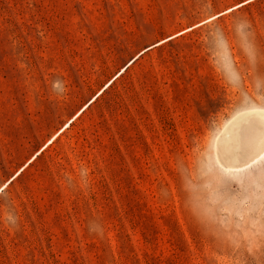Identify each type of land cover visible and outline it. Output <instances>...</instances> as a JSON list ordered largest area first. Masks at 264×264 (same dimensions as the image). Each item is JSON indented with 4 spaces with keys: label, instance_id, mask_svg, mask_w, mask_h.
<instances>
[{
    "label": "rangeland",
    "instance_id": "obj_1",
    "mask_svg": "<svg viewBox=\"0 0 264 264\" xmlns=\"http://www.w3.org/2000/svg\"><path fill=\"white\" fill-rule=\"evenodd\" d=\"M254 108L264 0H0V264H264Z\"/></svg>",
    "mask_w": 264,
    "mask_h": 264
},
{
    "label": "bare ground",
    "instance_id": "obj_2",
    "mask_svg": "<svg viewBox=\"0 0 264 264\" xmlns=\"http://www.w3.org/2000/svg\"><path fill=\"white\" fill-rule=\"evenodd\" d=\"M109 83H107L105 87ZM100 92L101 90L97 94ZM95 97L96 96H94L87 104H89ZM87 104L84 105L75 116H77ZM75 116L66 123L65 127ZM216 151L219 165L225 170L232 171L240 170L243 166L254 161L256 158L263 157L264 109L254 108L245 110L231 118L216 141ZM4 186L5 185H3L1 189Z\"/></svg>",
    "mask_w": 264,
    "mask_h": 264
},
{
    "label": "trees",
    "instance_id": "obj_3",
    "mask_svg": "<svg viewBox=\"0 0 264 264\" xmlns=\"http://www.w3.org/2000/svg\"><path fill=\"white\" fill-rule=\"evenodd\" d=\"M185 37H186L185 35L184 36L183 35L180 36V38H185ZM176 40H177V38H174V39H171V40H167V41L163 42L162 44H158L157 46H154V47H156L157 50H160V49L165 48L166 46H172V45L176 44V42H177ZM143 53H141L135 60H133L132 63H135L139 58H141L143 56ZM127 69H128V66L125 67V69L123 70L122 73L127 71ZM38 156H39V154L35 155V157H38Z\"/></svg>",
    "mask_w": 264,
    "mask_h": 264
},
{
    "label": "snow or ice",
    "instance_id": "obj_4",
    "mask_svg": "<svg viewBox=\"0 0 264 264\" xmlns=\"http://www.w3.org/2000/svg\"><path fill=\"white\" fill-rule=\"evenodd\" d=\"M246 162V161H245Z\"/></svg>",
    "mask_w": 264,
    "mask_h": 264
}]
</instances>
